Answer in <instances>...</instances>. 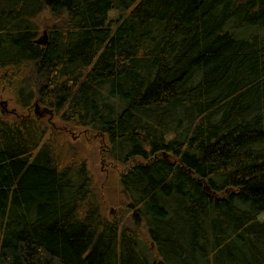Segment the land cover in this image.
I'll list each match as a JSON object with an SVG mask.
<instances>
[{
  "label": "trees",
  "instance_id": "trees-1",
  "mask_svg": "<svg viewBox=\"0 0 264 264\" xmlns=\"http://www.w3.org/2000/svg\"><path fill=\"white\" fill-rule=\"evenodd\" d=\"M4 87L132 165L105 222L86 167L0 123V264H264V0H0Z\"/></svg>",
  "mask_w": 264,
  "mask_h": 264
},
{
  "label": "rangeland",
  "instance_id": "rangeland-1",
  "mask_svg": "<svg viewBox=\"0 0 264 264\" xmlns=\"http://www.w3.org/2000/svg\"><path fill=\"white\" fill-rule=\"evenodd\" d=\"M47 14L39 19L37 40H45L49 32L48 28L53 24L54 19H50L49 14ZM112 14L115 15L114 11ZM15 98V89H7L6 87L0 89V102L4 100L8 104V108H5L7 113L4 114L2 123L33 122L37 133H43L41 146L47 145L50 155L61 169L63 166H71L73 163L88 169L92 182L89 183V195L85 202L86 205H89L87 209L93 212V208L97 209L98 211L95 212L97 218L105 222H120L123 218H127L129 216L128 210L123 212V209L117 206L120 199L119 187L114 182L112 183L111 179L127 171L132 163L124 165L112 161L102 147L106 141L98 135V132L69 127L68 120H66L68 124L64 123L63 120L65 119L61 117V112L58 113L53 107L38 102V113L42 112L44 114L38 117L33 110V104L36 101L25 110V107L16 104ZM13 108L16 109L18 115H13L11 112ZM42 109L51 110V113L43 112ZM0 113H4V105L0 108ZM28 114L29 116H27ZM101 142H104V144H101Z\"/></svg>",
  "mask_w": 264,
  "mask_h": 264
},
{
  "label": "flooded vegetation",
  "instance_id": "flooded-vegetation-1",
  "mask_svg": "<svg viewBox=\"0 0 264 264\" xmlns=\"http://www.w3.org/2000/svg\"><path fill=\"white\" fill-rule=\"evenodd\" d=\"M1 105H2V106H1ZM3 105H4V113H3V114L0 113V123H2V121H4V120H3L4 114L7 113L5 108H6V107L8 108V104H6V102H5L4 100L0 102V108L3 107ZM27 108H28V107H26L25 110H26ZM11 112L13 113L14 116H15V114L18 115V112H17L16 109H14V108L12 109ZM43 115H44V114H43ZM27 116H29V114H28ZM39 117H40V116H39ZM21 119H23V118L21 117ZM53 124H54V123H53Z\"/></svg>",
  "mask_w": 264,
  "mask_h": 264
},
{
  "label": "water",
  "instance_id": "water-1",
  "mask_svg": "<svg viewBox=\"0 0 264 264\" xmlns=\"http://www.w3.org/2000/svg\"><path fill=\"white\" fill-rule=\"evenodd\" d=\"M37 43H40V44H45V40H36ZM34 111L38 114V110L37 108L39 107L38 104H35L34 105ZM43 112H47V113H51V110L47 111L46 109H42Z\"/></svg>",
  "mask_w": 264,
  "mask_h": 264
}]
</instances>
